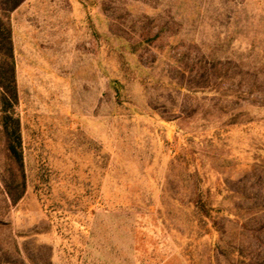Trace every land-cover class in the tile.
I'll return each mask as SVG.
<instances>
[{"label":"rangeland","instance_id":"obj_1","mask_svg":"<svg viewBox=\"0 0 264 264\" xmlns=\"http://www.w3.org/2000/svg\"><path fill=\"white\" fill-rule=\"evenodd\" d=\"M0 264H264V0H0Z\"/></svg>","mask_w":264,"mask_h":264},{"label":"trees","instance_id":"obj_2","mask_svg":"<svg viewBox=\"0 0 264 264\" xmlns=\"http://www.w3.org/2000/svg\"><path fill=\"white\" fill-rule=\"evenodd\" d=\"M5 102H7L5 100ZM18 130V126H17V129L16 131ZM4 133H5V137H6V144H7V149L10 153V155L15 158L17 160V162H20V155L19 153L15 150L14 146L11 144V141H10V138H9V134H8V128H7V125L4 126ZM18 140L20 139V136L18 134Z\"/></svg>","mask_w":264,"mask_h":264}]
</instances>
